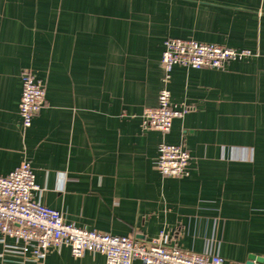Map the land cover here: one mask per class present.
Wrapping results in <instances>:
<instances>
[{"label":"crops","instance_id":"crops-1","mask_svg":"<svg viewBox=\"0 0 264 264\" xmlns=\"http://www.w3.org/2000/svg\"><path fill=\"white\" fill-rule=\"evenodd\" d=\"M168 38L254 56L174 67L172 101L188 110L164 134L142 122L158 104ZM24 70L46 92L25 129ZM162 141L187 148L188 175H160ZM24 161L36 199L67 223L264 264V0H0V175ZM20 244L0 235V264H106L67 247L32 261Z\"/></svg>","mask_w":264,"mask_h":264},{"label":"built area","instance_id":"built-area-1","mask_svg":"<svg viewBox=\"0 0 264 264\" xmlns=\"http://www.w3.org/2000/svg\"><path fill=\"white\" fill-rule=\"evenodd\" d=\"M254 56L248 49H234L196 40L168 38L163 42L161 66L163 86L158 104L143 115L145 130L168 133L175 119L183 118L187 107L172 101L168 83L176 66L191 69H222L232 61ZM23 90L19 114L23 129L31 127L45 104V86L29 70L22 72ZM191 156L184 145L162 141L158 146L157 171L163 177L188 175ZM40 188L31 163L24 161L7 175H0V235L12 237L21 244L20 252L32 261H43L50 249L67 247L71 254L87 253L105 256L106 264H224L215 253H195L177 246H165L159 241L143 243L129 236H119L88 230L67 223L61 211L45 206L36 199Z\"/></svg>","mask_w":264,"mask_h":264},{"label":"water","instance_id":"water-1","mask_svg":"<svg viewBox=\"0 0 264 264\" xmlns=\"http://www.w3.org/2000/svg\"><path fill=\"white\" fill-rule=\"evenodd\" d=\"M245 264H263V259L251 256Z\"/></svg>","mask_w":264,"mask_h":264}]
</instances>
